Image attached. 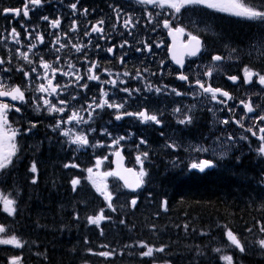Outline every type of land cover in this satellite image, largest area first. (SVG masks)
I'll return each instance as SVG.
<instances>
[{
	"label": "trees",
	"instance_id": "obj_1",
	"mask_svg": "<svg viewBox=\"0 0 264 264\" xmlns=\"http://www.w3.org/2000/svg\"><path fill=\"white\" fill-rule=\"evenodd\" d=\"M56 161H57L56 159L49 158V161L45 165V171H43V176L46 178V182L48 186L47 209L46 211H44V213L39 209L31 213L32 223H36L40 226L43 225V226H47L50 228H54L55 231L41 230L40 232L38 230V231H34L32 234H29V230L25 227V224H26L25 221L21 222L20 225H18L19 228L23 230V232L27 236L32 237V239H35L38 242V247H37L38 252L35 256H32L34 264H77V262L78 264L79 263L80 264H90V263L96 264V262L98 264L100 261H103V260L105 261V264H110L111 262H112L111 264H114V262L115 264H118V263L119 264H134V263L135 264H161L163 262H168L169 264H186V261H187L186 256L182 253L183 250H182L180 243L187 241L185 243L186 246L194 247L195 246L194 244L198 242L206 241L208 237L210 236V232H209L210 229L215 225V223L218 220H224V221L231 222V223L233 222L235 225V231L238 234L241 233L239 234V239L242 241V243H246V238L248 236V232L246 233L245 229L247 227H252L253 225H258L259 227L260 226L259 222L264 221V213H263L264 210L262 208V206L264 205V199L255 198L254 194L252 193L253 191H242L240 188L241 187L240 183H238L237 186L234 185L238 181L233 177L230 179L229 178L225 179L223 178L224 175L223 176L219 175V177L215 175L214 176L211 175L209 181H206V178L204 177H200L199 180L191 182V183L190 181H186L182 183L180 181H177V179L166 180V182L161 184L158 194L167 195V196L169 195L170 196V197L168 196V199L170 202L169 204L171 208L175 210L173 213L172 212L169 213V214L172 213L171 215L165 214V216H163L162 206H159V205L154 206L152 207V210L156 214V216L153 217L150 222H152L155 228H157L158 226L163 227L164 225L169 224L166 231L168 232L173 231V236L167 241H165V243H160V241L157 242L158 240H155V241L152 240L153 236L155 235V232L149 235L147 231H145L144 236L149 237L147 240H149L151 244L153 245L155 244L156 246L160 248L165 246L167 250V251L159 252L160 258L151 259L149 257L141 256V252L135 249L136 246H138L139 241L141 239L140 231L135 232V230H133V228L131 227V224L128 221L124 220L119 215L114 213L119 219L116 222H113V217H111V215L107 211V215L108 217H110L109 222H107V224L103 228H97L94 224L89 223L87 217L90 213L92 214L97 213V209L99 207H97L96 204H93V205L90 204V210L88 212H84V210L81 209L79 211V218L77 219L74 218L73 212L71 209L78 207V204L79 206H81L83 204V201L86 200L84 197L85 196L93 197L94 193L92 192L90 188L87 187V185L80 192H76L73 189L66 187V185L62 189V173H61L59 164L57 163V165H55L54 167V170H52V165L55 164ZM63 168H64V178H66L67 175L72 174V172H74L73 169L68 171V169L65 168L64 164H63ZM238 173H239L240 179H248L249 177L257 176L251 171H249L248 169H246L245 167H243L242 164L240 165ZM216 177L219 179L221 178L222 179L217 180ZM233 179H234V182L232 181ZM217 183L218 185L221 186V188L220 186H217ZM184 186L186 187L184 188ZM172 187H174L176 190L181 191L179 198L175 202L172 201L173 199H172L171 193L169 194V192L171 191L170 188ZM257 187L261 188L260 186H257ZM219 190L221 191L219 192ZM33 194H36V190H33ZM181 196L183 197V199H185L186 196L187 197L184 201H180L179 199H181ZM213 196H215L216 198ZM142 197H145V195L142 194ZM127 204L128 205L130 204L129 198H128ZM179 206L182 207L184 211L181 208H178ZM176 207L180 211H178ZM187 209L192 212H189ZM133 210H136V211L140 210V212H143V213L153 214V212L152 211L149 212L148 209L143 211L140 208V205L138 203L134 207ZM158 210H159V213H158ZM176 212L178 214L180 213L181 216L180 214L178 215ZM187 212L188 214H186ZM189 213L191 214L190 216L193 218L189 217ZM175 216L177 217L175 218ZM179 216L181 217V219ZM196 216H198V218ZM177 218L179 219V222L181 221V224L178 222ZM123 220L124 222H122ZM185 221L187 222L185 223ZM185 226L187 227L184 228ZM240 227L241 228L243 227V228L241 229ZM151 229L153 230V228ZM154 230H157V229H154ZM166 231H164V233H166ZM195 233L198 234L199 236L196 235ZM204 233H207V234H204ZM243 233L245 234L243 235ZM164 236H166V234H163V237ZM178 236L182 237L181 241L178 239ZM192 236L196 238L198 237V238L196 239V238H193ZM201 238H204V240ZM189 242H191L192 244ZM84 244L85 246H81ZM96 246L99 249L101 247H104L103 249H105L106 253H112V254L110 256L108 255V257L104 255H100L99 253L95 251L96 249H98ZM73 247L75 248L76 251L74 250ZM92 248L93 250H90ZM140 251H144V249H141ZM78 252H80V254ZM71 254L72 256L70 257ZM175 255H179V256H175ZM259 255L260 254L257 255V253H254L253 251H251L249 252V254H245L244 256H242L241 259L247 264H264V261L261 263V260L256 258V256H259ZM262 255L264 256V254ZM94 258L95 259L97 258L98 260L97 259L95 260ZM133 259H134V262H131L133 261ZM73 260H75V262ZM156 260L158 261L160 260V261L158 262ZM170 260H172V262ZM204 261H206V258H204ZM204 263L205 262H202L199 264H204Z\"/></svg>",
	"mask_w": 264,
	"mask_h": 264
},
{
	"label": "snow or ice",
	"instance_id": "obj_2",
	"mask_svg": "<svg viewBox=\"0 0 264 264\" xmlns=\"http://www.w3.org/2000/svg\"><path fill=\"white\" fill-rule=\"evenodd\" d=\"M139 3L141 4H152L155 6L160 7L161 9L167 7L169 9H172L174 11V13H180L182 8H185L188 5H205L208 8H213V9H218L220 11H224V12H228L232 15H235L237 17H241V18H245V19H250V20H262L264 21V11H259L257 9H255L254 7H249L243 3L238 2V0H222V2H217V0H138ZM42 4V0H26L25 6L23 8V10L21 9H0V12L4 13V14H12L16 17H19L21 14H23V16L25 18L29 17V5H31V7L33 9H35L37 6H40ZM72 9H76V4L73 3L71 5ZM85 12H87V10H84ZM117 16H119V13H117ZM149 18H152V13L149 12L148 13ZM44 20H48V17L45 16L43 17ZM103 20L99 21L97 25H94L92 27V32H96V33H102L103 32V28L101 27V25L103 24ZM129 24H132V20L131 17H129L128 20L124 21V26L127 28L129 26ZM51 25L53 28H57L60 25V20L56 19V20H52L51 21ZM164 27H170L171 25V21L169 20H164L163 22ZM23 26V25H22ZM135 25H133L134 27ZM72 31H75V27L73 26V28L71 29ZM25 31L27 32V29H25ZM175 31L177 32H184L185 29L184 28H177L175 29ZM28 36L31 38L32 33H27ZM12 38V40L16 41V43H20L18 37H19V33L16 32V29L13 28L9 34ZM66 35V34H65ZM85 35H91V33H85ZM189 35L191 36V34L189 33ZM191 40L194 42L189 51H188V55L190 56H196L199 52H200V40L198 37L196 36H191ZM37 42L38 43H42L43 42V36L39 35L37 33ZM57 43H60V37H57ZM127 43V42H125ZM61 47H64V45H61ZM75 50L77 52L82 51V48L84 47L83 45H79L76 46L74 45ZM120 47H124V45H120ZM36 48V44H32L31 47L29 48V52L32 51V49ZM148 50H151V47L149 46ZM58 51V50H57ZM109 52H113V48H109L108 49ZM20 55L23 57V59L27 60L28 63H32L31 60H29L28 58V53H20ZM173 59L176 61V63L178 65L181 66V68L183 67V59L182 58H177V57H173ZM213 61H222L224 59V57H221L219 55L214 56ZM229 59H231V56H229ZM5 61L3 58H0V65L4 64ZM121 63H123V58H121ZM41 64L45 69H48L50 67V65L46 62L43 61V59L41 58ZM96 67L95 64H93L90 68H89V73H92L93 69ZM19 71H23V69H18ZM36 69L33 68L32 72H35ZM145 71H147V69H145ZM244 82L245 83H251L253 80V77H258V83L260 85H264V75H261L258 72H255L251 69H249L248 67L244 68ZM56 73V69L52 68V74L55 75ZM24 75L30 76L31 73L29 72H25ZM111 75V74H110ZM124 75H131L130 73H124ZM204 75L206 77H211L213 75V72L211 69H206L204 71ZM141 74H137V78H140ZM47 78V77H45ZM89 80H99V77L93 74H89L87 77ZM83 79L82 76H77V81ZM177 79L184 81V82H188L189 77L187 75H184L183 73H181L180 75H178ZM229 80L235 82L237 81L239 78L236 76H230L228 77ZM105 83H109L112 85H116L117 81L116 80H110V81H106ZM196 85L199 87V89L201 90V92L205 95H209L210 99L213 101H216L217 103L226 106L227 105V101L228 100H232L234 99V97H232L228 92L223 91L220 88H213L211 86V84H208L207 86H205V83L202 82L201 80L197 79L195 81ZM48 85L49 87H45L44 84H40L39 88L37 89L38 91L41 92H47L49 94L56 92L57 91V87L52 86V81L49 79L48 80ZM81 87L83 88H87V85H81ZM149 90H152V86L148 85ZM124 92L131 94L133 91L135 92H139V89H128V88H124L122 89ZM166 86H165V89ZM156 92H161L162 89L157 87L155 88ZM172 92L175 95H183V93H180L178 91H176L175 89L172 90ZM195 94V93H194ZM108 93L104 92L103 96L105 97V99H102L100 102H95L96 107L97 108H103L105 106L109 107V108H114L117 110V115L115 116L116 120H121L123 119L124 116H135L138 117L142 122H155L156 124H160L161 120L159 119V117L157 115H149L147 113V111H141V112H137V113H132V112H127V111H123L121 112L120 110L124 108V104L123 103H108V100L106 99ZM5 96H11L12 100H19L21 102H23L25 100V96H24V92L17 86L15 88H13L11 91H0V97H5ZM73 99H75V97H73ZM43 103L45 105H48L47 110L49 112H63L65 110L64 107H57L56 105H52L50 104V102L45 99L43 101ZM59 104L64 105L66 104L65 101H59ZM240 105H243V107L246 109V113L245 115L249 114V113H254L255 109L252 107L251 102H250V98H249V102L245 103L243 100L240 101ZM91 107V106H90ZM194 107V106H193ZM9 110V105L5 104V103H0V170L6 169L9 165H11L13 163L12 158L16 155L17 152V147L15 144V136L17 134L16 131H12L11 135H6L3 132L4 127L8 124L7 121V111ZM229 112H233L232 108H228L227 109ZM15 111L19 112L20 108H15ZM177 113L180 112V109H176L175 110ZM91 119V116L89 117ZM70 121H78V122H84L82 120V118L76 113L73 112L72 116L69 117ZM193 117L191 115H187L185 116L184 119L180 120L179 123L181 124H190L192 123ZM259 120L260 121H264V115L259 116ZM63 121H61L62 123ZM229 121L228 120H223L221 121V123L223 124H227ZM234 123H236L237 125H239L241 128L244 127L242 120H234ZM59 125H57L58 127ZM36 127L35 124H32V126L28 129V131H31L32 128ZM248 131L252 132V135L255 136L257 133L253 132L252 129H248ZM259 139L264 142V127L259 128ZM67 134V133H66ZM110 135V133H108ZM125 139V137H119L118 139H114V143L118 144L119 140H123ZM229 140H233L232 137L228 138ZM5 141H7V148H5L3 145L5 143ZM72 143L80 145V146H86L89 144L88 138L86 134H79L76 135L73 140ZM141 143H146V141H141ZM169 147L172 148H176L177 146L175 144H171L169 145ZM193 150L195 151H199V152H206L209 151V149H206L202 146L197 147V146H193ZM259 154L264 155V143L261 144L260 148L258 149ZM117 155H119V153H117ZM143 158L141 156H137V161L141 164V170L140 172L136 175V178L134 181L129 182L127 179H125V186L127 188L132 189L133 191H135L136 189H139L143 183H144V177L147 175V173L144 171L142 165H143V160L148 158V153L145 152L142 154ZM100 161H97V164H99ZM68 165H66L67 167ZM76 166V165H73ZM215 167V164L213 162V160H208V159H203V160H199V161H193L190 163V169H194V170H199L200 172H203L205 169L208 168H212ZM30 171L32 173H36L37 172V168H36V164L35 162L32 163ZM89 173V177L88 179L92 182V184L95 186L96 191L101 193V195L104 196V198L108 201V207L112 208L113 211H115V208H113L112 206V193L109 192L107 190V186L99 183L92 175L93 170L91 168H89L88 170ZM131 171V170H129ZM105 175H119V173H105ZM33 182H35V180H33ZM72 186H73V190L75 191L76 186L78 184H80V180L78 178H74L72 181ZM0 201L3 202V206H4V211L11 214H15L16 212V201L14 199H10L8 197H4L2 194H0ZM137 204V200L134 198L130 201V205L132 207H135ZM162 206L165 208H167V200L162 201ZM105 219V217L103 216V210H101V213L98 214L95 217H89L88 221L89 223L92 224H96L99 225L100 222ZM187 227V226H185ZM6 229L3 228V226H0V233L5 232ZM249 231H251V229H249ZM260 231L262 233H264V225H261L260 227ZM227 237L229 239V241L231 242L232 245H234L240 252L245 251L243 245L241 244L240 240L237 238V236L235 234H233V232L231 230L227 231ZM259 245L264 248V240H260L258 241ZM0 244H14L16 247H23V244L17 240L15 237H11L9 239H0ZM142 247H146L147 250L145 252L142 253L143 256H148L151 257L154 254V251H164L163 247L159 248V249H154L153 247L147 246L146 244H141ZM216 252H220L221 249H215ZM112 253H100V255H111ZM202 254V253H201ZM221 259L225 260L227 262V264H233L232 262V257L231 256H222ZM12 264H18V258H13L12 260Z\"/></svg>",
	"mask_w": 264,
	"mask_h": 264
},
{
	"label": "rangeland",
	"instance_id": "obj_3",
	"mask_svg": "<svg viewBox=\"0 0 264 264\" xmlns=\"http://www.w3.org/2000/svg\"><path fill=\"white\" fill-rule=\"evenodd\" d=\"M149 5L151 6L152 4H149ZM247 6L254 7L255 9H257L259 11H263L264 10V0H248ZM135 11H136V9H134V8L128 9V13L130 14V16H134ZM149 12L152 13V18L151 19L148 16ZM168 12H169V10L164 9V8L161 9L160 7L156 8V9H151L149 7H143L142 5H139V8L137 9V13H138L137 17L138 18H142L145 21L147 20V21H151V22L156 23V22H158V18L159 17H163V16L167 15ZM184 17H185V25H186L188 31H201V30H203L208 36H211V37H214V38H219L220 41L223 43V47H224V50H225L226 54H228L227 57H228L229 61H234V59L236 60V59L241 58V55L237 54V51H238L237 48L238 47L239 48H244V50L247 52V55L250 52L249 56L252 59H254V60H258V59L264 58V37L263 38H256V39L254 38L252 41L250 40V41L247 42V36L244 33L240 32L239 30L234 29V27L236 25L232 21H223L221 19H216L215 17L209 16L205 11L193 12L192 9H191L188 13L185 14ZM135 18L136 17H134V19H133L134 21H135ZM257 26H260L261 28L264 29V21L258 23ZM144 28L149 30L148 26H145ZM235 39H236V41H235ZM234 41H235V43H233ZM253 43H255V44H253ZM256 45H257V47H256ZM253 46H255V47H253ZM251 49H253V51ZM253 54H254V58H253ZM229 56H231L232 59H229ZM240 90L243 91L242 94L244 96H246V97H250L251 96L253 98V100H255L258 103L259 107H260V112L258 114H256L252 118H248L245 121L247 124H250L251 126H255V124L260 122L259 116L264 115V85L257 84V85H253V86H243V87H240ZM191 92L193 94L194 93L197 94V92L195 90H192ZM200 103L204 104V100H200ZM143 104L145 105L146 102H144ZM233 110H234L235 114L238 113V110H237L236 106L234 107ZM219 112H220V110H219ZM189 114H191V115L193 114L194 115V113H189ZM240 115L242 117H244V113L243 112H240ZM226 120H228V119H226ZM244 135L245 134L242 131H240V133H239V137L241 139L240 141H242V139L245 138ZM113 136L114 135L112 134V137ZM144 137L145 138L143 140H139V141L122 140V142L121 141L119 142L120 146H123V144H124L127 147V150L130 153V157H131L132 163L139 165L140 168H141V164L137 161V159H136L137 156H141L143 158L142 154L145 153V152H148L149 153L148 157H151L150 155H152L151 154L152 152L158 150L159 148L161 149V150L159 149L160 151H163V149L165 148V145L163 144V142L160 143L162 145H158V144H156L153 141L152 134H147L146 133L144 135ZM167 139H168V137L166 136V140ZM95 141H96V139H95ZM141 141H146V143H141ZM70 143H72V141H70ZM104 143H105L104 141H101L100 143H98L99 144V148H102V145ZM195 143H192L191 139L188 138V139H186L185 143L182 142L179 145L184 150L195 153V150H193V146L196 145V146L200 147L199 143H197V142H195ZM98 144L96 145V144H93V143L89 142V144L86 145V146H80V145H77V144H75V145L77 147V150L80 151V150H85L87 148V146H89L92 149H94V148L96 149V148H98ZM108 144H109V142H107L105 144V147H106V152L104 154L105 157H108V155L111 152V149H109L107 147ZM148 150H150V151H148ZM226 154H227L226 151H223V155L225 156ZM193 159H194L193 156L188 157L189 161H192ZM102 160H103V157H101V161ZM104 162L105 161L102 162V166H104ZM170 162L173 163L172 161H170ZM150 164H151V159L150 158H147L146 160L144 159L143 160V165H142L143 169L145 170L146 168H148V166ZM84 166H85V163L80 160L78 176L81 178V182L87 184V179L89 177V173H87L86 171H84L82 169V167H84ZM187 166H186V168H189V165H187ZM107 167H110L109 164H108ZM255 167H257V166L255 165ZM175 168H179L178 164L175 165ZM91 169L94 170L93 173H92L93 177L99 183L104 184L105 177L99 171L97 163L94 164L93 168H91ZM104 170H106V169H104ZM238 177L239 176H237V179H238ZM1 179L2 178L0 177V182H1ZM149 181L150 182L152 181V174L151 173L149 174ZM243 181H246V179H244ZM243 189L246 190V187H244ZM115 190H119L120 191V190H122V187L119 184H117L115 186ZM0 194H2L4 197H7V195L4 194V190H3L2 187H0ZM112 197H113L112 206H113V208H115V211H113L112 208H109L108 204H107V209L109 211H112L113 213L119 215L124 220L128 221L131 224V227H133V224H135V219H136L137 215H133V212L135 210H133V209L129 210L127 208V203H128V198H129L128 194L123 199L115 198L113 196V194H112ZM103 198H104V196H103ZM262 208H264V205L262 206ZM127 219H129V220H127ZM12 220H14L13 216L12 215L10 216L9 213L4 211L3 202L0 201V226H3L4 223H8V222H10ZM165 226L167 227V224ZM252 227H247L245 229L248 232V236L246 238V243H241L243 245L244 249H245V251H243V252H240L229 241V239L227 237V234H226L228 229L224 228V227L221 228L223 230L220 229L218 231L217 235L214 236L211 239L210 243H209V245L214 247V250H213L215 252V257L214 258L217 261H220L223 264H227V262L225 260L221 259V257L222 256H231L232 257V262L234 264V262L236 261L237 258H240V257L244 256L245 254H249V252L253 251L256 247H259L260 245H259L258 241L264 240V233H262L260 231V227H257L255 225H253ZM40 228H42V226L38 225V229H40ZM143 228L144 227L140 226V227H138L137 231H140ZM250 228H251V233L249 231ZM220 233H222V234H220ZM164 234H166V236L163 237L164 239L162 238L160 240V243L162 242V240H164L162 243H165V240L167 241L168 239H170L173 236V231L172 232L166 231V233H164ZM0 239H6V238L1 236ZM0 247H2L4 249V251L1 252L4 255V258H5V261L2 264H12L13 258H18V264H25L24 258L21 257V256H18L15 253L17 247H15L14 244H0ZM216 248L217 249L220 248L221 251L220 252H216L215 251ZM204 251L205 250H204V248L202 246H199L197 248L191 249L190 252H189L190 261L191 262L192 261H196V259L198 257L202 256Z\"/></svg>",
	"mask_w": 264,
	"mask_h": 264
},
{
	"label": "flooded vegetation",
	"instance_id": "obj_4",
	"mask_svg": "<svg viewBox=\"0 0 264 264\" xmlns=\"http://www.w3.org/2000/svg\"><path fill=\"white\" fill-rule=\"evenodd\" d=\"M108 7H109L108 5H102V6L101 5L100 6L92 5V11H91V14L89 15V20L91 21V26H90V30H89V33H91V35H88L89 36V58L92 61H94L97 65H104V64L110 62L111 60L121 61V58H123L121 55H118V53H117L118 47L116 44L113 43V41L120 40L121 37L116 36L113 38L111 36V32L106 27V21H105L106 13L105 12L108 9ZM102 10H103V12H102ZM101 18L104 19V21H103L104 23L101 25V27L103 28V32L102 33L92 32V27L94 25H97L98 22L101 21ZM240 24H242V23H240ZM243 25H248L249 26L248 28L250 29V31L253 30L252 27L250 26V24L243 23ZM204 40H205V44H207V46H208V53H204V55H203V58L206 60V62L208 64L205 68V70H206L209 68V66L213 65L214 61L212 58L214 57L215 54H219V51L221 50V48L217 46L219 43L215 42V40L213 38L204 37ZM109 48H113V52H109L108 51ZM244 63L246 66L247 61H238V63L235 62L234 64H232L233 66L231 65L232 70H233L231 74H235L237 77H239L241 83L243 82V78H244L242 76V75H244V71H243L245 68V66L243 65ZM240 65L243 67L241 68ZM236 69H238V70H236ZM255 72H258V71H255ZM213 73L214 74L210 78L205 77L203 79L205 86H207L208 84H211V86L214 88H222V89L228 91V93L231 96H233L235 94L238 95L240 93L237 89L234 90L233 84L231 83V81L227 77L228 74L220 73V71L218 69H214ZM258 73H260V72H258ZM195 81H193V82H195ZM193 82H192V84H193ZM188 85H190V83ZM239 85L240 84H236V85H234V87H237ZM247 101H249V99ZM247 101H246V103H247ZM236 103L239 107L243 106V105H240L239 100ZM223 119L224 120L230 119V117H229V115L224 114ZM234 120H235V118H234ZM237 126L240 128L239 125H237ZM258 127L259 128L264 127V122L261 125H259ZM223 128H224L223 125H218L217 122L214 123L212 121H208V122H204V123L200 124V128H199L198 132H196L197 134L195 135V137H196L195 139H197L199 142H201L203 147L209 149V151L211 152L210 153L209 151H206L205 152L206 154L204 152L201 153L200 156H202V158L205 157L209 160H213L214 163L220 162L221 160H223V154L220 153L219 151L217 152L216 151L217 148L212 147V145L216 144L215 140L217 139V135L222 134ZM233 129H234V126L232 125L230 131H228L229 136L232 138H233V136H232ZM171 136H172L173 140H175L177 143H178V141L184 142L186 140V137H185L186 134L184 131H179V130L173 129L171 132ZM255 138L258 142H260V143L262 142L258 136H256ZM201 140H203V141H201ZM209 141H211V142H209ZM209 146H211V147H209ZM180 151H182V150H179V152L171 153V157L176 158L177 160L179 158L178 161L180 163L185 162L184 159H186L187 155L188 156L194 155V153H188V152H183V151L180 152ZM212 152H214V153H212ZM173 154H175V155H173ZM155 157L158 158V154H155ZM262 157H263V160L259 164L261 167L264 166V155H262ZM63 158L72 166L76 165L74 172H75V174L78 175L80 159L77 157V152L71 151V150L65 151L63 154ZM202 158H200V160ZM82 169H83V167H82ZM208 169L212 170V169H214V167L208 168ZM76 188H77V186H76ZM111 203H113V198H112Z\"/></svg>",
	"mask_w": 264,
	"mask_h": 264
},
{
	"label": "bare ground",
	"instance_id": "obj_5",
	"mask_svg": "<svg viewBox=\"0 0 264 264\" xmlns=\"http://www.w3.org/2000/svg\"><path fill=\"white\" fill-rule=\"evenodd\" d=\"M243 24V23H242ZM248 26V25H247ZM251 26V25H250ZM249 27V26H248ZM251 28V27H250ZM250 30V29H249ZM235 33V32H234ZM237 33V32H236ZM242 34V33H241ZM235 36V35H234ZM243 37V36H242ZM231 38V37H230ZM246 38V37H245ZM244 38V39H245ZM256 39V38H255ZM229 40V39H228ZM231 40V39H230ZM246 40V39H245ZM263 40V39H262ZM235 41H236V39H235ZM235 41L233 42V43H235ZM255 41V40H254ZM226 42V41H225ZM232 42V41H231ZM246 42V41H245ZM237 43V42H236ZM260 43V42H259ZM242 44V43H241ZM253 44H255V43H253ZM226 45V44H225ZM227 46V45H226ZM233 46V45H232ZM240 46V45H239ZM246 47V46H245ZM253 47H255V46H253ZM256 47H257V45H256ZM224 48V47H223ZM226 48V47H225ZM231 48V47H230ZM239 48V47H238ZM247 48V47H246ZM243 50H244V48H243ZM249 50V49H248ZM252 51H253V49H251ZM245 51V50H244ZM251 51V52H252ZM256 51V50H255ZM235 52V51H234ZM233 52V53H234ZM249 52V51H248ZM231 53V52H230ZM236 53V52H235ZM250 53V52H249ZM248 53V55H250ZM228 55V54H227ZM260 55V54H259ZM237 56V55H236ZM261 57V56H260ZM253 58H254V54H253ZM232 59V58H231ZM234 59V58H233ZM235 60V59H234ZM248 60V57H246V56H242L241 58H240V61H247ZM238 63V62H237ZM242 65V64H241ZM240 65V66H241ZM244 66H245V63L243 64ZM233 66V65H232ZM243 66H241V68H242ZM236 70H238V69H236ZM242 117V116H241ZM175 133V132H174ZM175 137V136H174ZM185 137H187V136H185ZM176 138V137H175ZM183 138V137H182ZM196 138V137H195ZM210 138V137H209ZM177 140V139H176ZM181 140V139H180ZM197 140V139H196ZM200 140V139H199ZM208 140V139H207ZM215 140V139H214ZM186 141V140H185ZM201 141H203V140H201ZM179 142V141H178ZM209 142H211V141H209ZM153 144V143H152ZM190 144V143H189ZM196 144V143H195ZM205 144V143H204ZM155 145V144H154ZM159 145H162V144H159ZM191 145V144H190ZM197 145V144H196ZM195 145V146H196ZM199 145V144H198ZM206 145V144H205ZM164 146V145H163ZM198 147V146H197ZM209 147H211V146H209ZM212 147H213V145H212ZM185 148V147H184ZM189 148V147H188ZM216 148V147H215ZM160 149V148H159ZM207 149V148H206ZM211 149V148H210ZM161 150V149H160ZM148 151H150V150H148ZM217 151V150H216ZM179 152V151H178ZM180 152H182V151H180ZM189 152V151H188ZM210 152V151H209ZM218 152V151H217ZM148 153V152H147ZM205 153V152H204ZM211 153V152H210ZM212 153H214V152H212ZM225 153V152H224ZM149 154V153H148ZM152 154V153H151ZM180 154V153H179ZM206 154V153H205ZM173 155H175V154H173ZM211 155V154H210ZM218 155V154H217ZM222 155V154H221ZM151 156V155H150ZM182 156V155H181ZM188 156V155H187ZM190 156V155H189ZM194 156V155H193ZM209 156V155H208ZM212 156V155H211ZM224 156V155H223ZM226 156V155H225ZM221 157V156H220ZM148 158H150V157H148ZM54 159V158H53ZM217 159V158H216ZM146 160V159H145ZM178 160H179V158H178ZM182 160V159H181ZM185 160V159H184ZM149 161V160H148ZM222 161V160H221ZM52 163H53V161H52ZM52 165V164H51ZM57 165V164H56ZM55 167V166H54ZM188 167V166H187ZM238 168H240V166L238 167ZM56 169V168H55ZM244 170V169H243ZM240 172V171H239ZM244 172V171H243ZM239 174V173H238ZM214 176V175H213ZM220 176H223V174L222 175H220ZM219 177V176H218ZM200 178V177H199ZM215 178V177H214ZM217 178V177H216ZM224 178V177H223ZM222 179V178H221ZM221 179H219V178H217V180H221ZM234 180V179H233ZM175 181V180H174ZM229 181V180H228ZM173 182V181H172ZM217 182H219V181H217ZM226 182V181H225ZM231 182V181H230ZM174 183V182H173ZM172 183V184H173ZM191 183V182H190ZM189 183V184H190ZM213 183V182H212ZM222 183V182H221ZM214 184V183H213ZM212 184V185H213ZM228 184H230V183H228ZM52 185V184H51ZM175 185V184H174ZM184 185V184H183ZM196 185V184H195ZM216 185V184H215ZM86 186V184L85 183H83V182H80V184L77 186V188L75 189V191L76 192H80L84 187ZM194 186V185H193ZM198 186V185H197ZM217 186H220V185H218V183H217ZM237 186V185H236ZM52 187V186H51ZM168 187V186H167ZM182 187V186H181ZM186 186H184V188H185ZM223 187V186H222ZM166 188V187H165ZM183 188V189H184ZM219 188V187H218ZM220 188H221V186H220ZM228 188V187H227ZM237 188V187H236ZM194 189V188H193ZM202 189V188H201ZM224 189V188H223ZM226 189V188H225ZM214 190V189H213ZM167 191V190H166ZM169 191V190H168ZM190 191V190H189ZM188 191V192H189ZM192 191V190H191ZM195 191V190H194ZM193 191V192H194ZM199 191V190H198ZM221 190H219V192H220ZM161 192V191H160ZM164 192V191H163ZM209 192H211V191H209ZM159 193V192H158ZM166 193V192H165ZM231 193V192H230ZM169 194H170V192H169ZM184 194V193H183ZM199 194V193H198ZM208 194V193H207ZM160 195V194H159ZM162 195V194H161ZM160 195V196H161ZM186 195V194H185ZM218 195V194H217ZM50 196V195H49ZM113 196L115 197V198H118V199H123V198H125L126 196H127V192H126V190H124V189H122V190H114V192H113ZM169 196V195H168ZM183 196V195H182ZM181 196V199H183V197ZM216 196V195H215ZM215 196H213V197H215ZM170 197V196H169ZM187 197V196H186ZM186 197H185V199H186ZM238 197V196H237ZM216 198V197H215ZM219 198V197H218ZM241 198V197H240ZM181 199H179L180 201H184L185 199H183V200H181ZM195 199V198H194ZM77 200V199H76ZM53 201V200H52ZM172 201H174V200H172ZM179 201V202H180ZM188 201V200H187ZM190 201V200H189ZM193 201V200H192ZM216 201V200H215ZM219 201V200H218ZM77 202V201H76ZM80 202V201H79ZM175 202V201H174ZM191 202V201H190ZM194 202V201H193ZM170 203V202H169ZM183 203V202H182ZM237 203H239V202H237ZM185 204V203H184ZM190 204V203H189ZM192 204V203H191ZM173 205V204H172ZM175 205V204H174ZM178 205V204H177ZM180 205V204H179ZM181 206V205H180ZM178 207V208H181L182 209V207ZM175 207V206H174ZM177 208V207H176ZM178 208H177V210H178ZM191 208V207H190ZM197 208H198V206H197ZM173 209V208H172ZM202 209V208H201ZM157 210V209H156ZM175 210V209H174ZM183 210V209H182ZM188 210V209H187ZM144 211V210H143ZM178 211H180V210H178ZM184 211V210H183ZM189 211V210H188ZM194 211V210H193ZM152 212H153V210H152ZM151 212V213H152ZM182 212V211H181ZM189 212H192V211H189ZM203 212H204V210H203ZM158 213H159V210H158ZM173 213V212H172ZM171 213V214H172ZM177 213V212H176ZM185 213V212H184ZM153 214H155L154 212H153ZM153 214H150V213H143V212H140V210L139 211H134L133 212V215H137L136 216V219H135V224H133V230H135V232L138 230V227H140V226H142V227H144L142 230H144L145 228H147L150 224H151V220H152V218L154 217V215ZM162 214V213H161ZM171 214H169V215H171ZM178 214V213H177ZM180 214V213H179ZM178 214V215H179ZM186 214H188V212L186 213ZM222 214V213H221ZM132 215V216H133ZM191 214L189 213V217H191L190 216ZM196 215V214H195ZM161 216V215H160ZM180 216H181V214H180ZM179 216V217H180ZM184 216V215H183ZM186 216V215H185ZM159 217V216H158ZM177 216H175V218H176ZM197 218H198V216H196ZM200 217V216H199ZM170 218V217H169ZM191 218H193V217H191ZM203 218V217H202ZM248 218V217H247ZM168 219V218H167ZM173 219V218H172ZM178 219V218H177ZM177 219H176V221H177ZM180 219H181V217H180ZM186 219V218H185ZM159 220H161V219H159ZM183 220H184V218H183ZM183 220H182V222H183ZM187 220V219H186ZM246 220V219H245ZM170 221V220H169ZM173 221V220H172ZM175 221V220H174ZM247 221V220H246ZM168 222V221H167ZM178 222H179V219H178ZM187 221H185V223H186ZM190 222H191V220H190ZM248 222V221H247ZM251 222H252V220H251ZM155 223H157V222H155ZM171 223V222H170ZM180 224H181V221L179 222ZM194 223V222H193ZM199 223V222H198ZM159 224V223H158ZM157 224V225H158ZM174 224V223H173ZM173 224H171V225H173ZM250 224V223H249ZM249 224H248V226H249ZM178 225V224H177ZM191 225V224H190ZM190 225H189V227H190ZM247 225V224H246ZM245 225V226H246ZM169 226V225H168ZM176 226V225H175ZM174 227V226H173ZM158 229H157V235H156V237H154L155 239L157 238V236H160L161 234H162V231H163V227H157ZM177 228V227H176ZM179 228V227H178ZM184 228H186V227H184ZM223 228V227H222ZM241 228V227H240ZM243 228V227H242ZM241 228V229H242ZM253 228V227H252ZM188 229H190V228H188ZM198 229H200V228H198ZM197 229V230H198ZM240 229V230H241ZM251 229V228H250ZM142 230H140V231H142ZM169 230H170V228H169ZM179 230V229H178ZM203 230V229H202ZM206 230V229H205ZM221 230H223V229H221ZM226 230V229H225ZM244 230V229H243ZM180 231V230H179ZM199 231V230H198ZM207 231V230H206ZM195 232V231H194ZM201 232V231H200ZM210 232V231H209ZM223 232V231H222ZM190 233V232H189ZM192 233V232H191ZM197 233H199V232H197ZM224 233V232H223ZM246 233H247V231H246ZM250 233H251V231H250ZM124 234H126V233H124ZM129 234V233H128ZM194 234V233H193ZM196 234V233H195ZM203 234V233H202ZM204 234H207V233H204ZM220 234H222V233H220ZM239 234H241V233H239ZM245 233H243V235H244ZM196 235H198V234H196ZM116 236H117V234H116ZM199 236V235H198ZM145 237V236H144ZM193 237V236H192ZM221 237V236H220ZM149 238V237H148ZM193 238H196V237H193ZM198 238V237H197ZM196 238V239H197ZM164 239V238H163ZM201 239H203L204 240V238H201ZM124 240H126V239H124ZM123 240V241H124ZM164 240H162V242H163ZM166 241V240H165ZM118 242V241H117ZM152 242V241H151ZM157 242H159V241H157ZM161 242V243H162ZM222 243V242H221ZM112 244V243H111ZM124 244V243H123ZM126 244H127V242H126ZM135 244V243H134ZM157 244V243H156ZM155 245V244H154ZM81 246H85V244L84 245H81ZM92 246H93V244H92ZM107 246V245H106ZM118 246V245H117ZM136 246V245H135ZM134 246V247H135ZM88 247V246H87ZM87 247H85V248H87ZM95 247V246H94ZM97 247V246H96ZM123 247V246H122ZM165 247V246H164ZM74 248V247H73ZM72 248V249H73ZM98 248V247H97ZM116 248H118V247H116ZM82 249V248H81ZM93 249V248H92ZM99 249V248H98ZM217 249V248H216ZM220 249V248H219ZM74 250H75V248H74ZM83 250H84V248H83ZM105 250V249H104ZM115 250V249H114ZM114 250H113V252H114ZM169 250V249H168ZM76 251V250H75ZM62 253H63V251H62ZM79 254H80V252H78ZM84 253H86V252H84ZM83 254V253H82ZM115 254H116V252H115ZM134 254V253H133ZM160 254V253H159ZM67 255V254H66ZM123 255V254H122ZM170 255V254H169ZM195 255V254H194ZM72 256V254L70 255V257ZM81 256V255H80ZM117 256V255H116ZM127 256V255H126ZM175 256H179V255H175ZM180 256H182V255H180ZM96 257V256H95ZM118 257V256H117ZM130 257V256H129ZM172 257V256H171ZM67 258H69V257H67ZM74 258V257H73ZM72 258V259H73ZM98 258V257H97ZM96 258V259H97ZM121 258H123V257H121ZM127 258V257H126ZM143 258V257H142ZM169 258V257H168ZM193 258V257H192ZM76 259V258H75ZM95 259V258H94ZM95 259V260H96ZM114 259V258H113ZM115 259H117V258H115ZM165 259V258H164ZM98 260V259H97ZM139 260H140V258H139ZM145 260V259H144ZM74 262H75V260H73ZM77 261H79V260H77ZM83 261V260H82ZM89 261V260H88ZM94 261V260H93ZM137 261V260H136ZM147 261V260H146ZM155 261V260H154ZM156 261H158V260H156ZM160 261V260H159ZM158 261V262H159ZM169 261V260H168ZM171 262H172V260H170ZM186 261V260H185ZM92 262V261H91ZM113 262H114V260H113ZM131 262H134V259H133V261H131ZM139 262V261H138ZM137 262V263H138ZM141 262V261H140ZM112 263V262H111ZM110 263V264H111ZM127 263V262H126ZM129 263V262H128ZM143 263V262H142ZM144 263H146V262H144ZM168 263V262H167ZM182 263V262H181ZM183 263H185V262H183ZM77 264H78V262H77ZM80 264V263H79ZM91 264V263H90ZM96 264H97V262H96ZM114 264H115V262H114ZM119 264V263H118ZM135 264V263H134Z\"/></svg>",
	"mask_w": 264,
	"mask_h": 264
},
{
	"label": "water",
	"instance_id": "obj_6",
	"mask_svg": "<svg viewBox=\"0 0 264 264\" xmlns=\"http://www.w3.org/2000/svg\"><path fill=\"white\" fill-rule=\"evenodd\" d=\"M217 2H222V0H217ZM175 36L178 37V34ZM179 44H180V41L177 42L176 46H178ZM118 153L119 155L116 154L114 158L115 173H119L118 177L124 182V184H125V179H127L129 182L134 181L135 179H130L128 175V174L134 173L133 169L125 167V157L122 155L121 152H118Z\"/></svg>",
	"mask_w": 264,
	"mask_h": 264
}]
</instances>
